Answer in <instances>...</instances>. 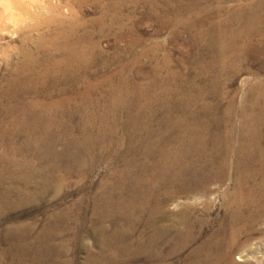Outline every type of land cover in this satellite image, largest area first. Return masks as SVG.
I'll use <instances>...</instances> for the list:
<instances>
[{
    "label": "bare ground",
    "instance_id": "obj_1",
    "mask_svg": "<svg viewBox=\"0 0 264 264\" xmlns=\"http://www.w3.org/2000/svg\"><path fill=\"white\" fill-rule=\"evenodd\" d=\"M1 1L0 40L4 38V32H10L16 38L6 42L4 47L0 44V150L4 151L0 158L6 164L31 169L24 177V185L6 187L1 193L7 195V192L21 190L22 195L30 198L39 188L50 189L53 172L66 159L68 164L93 162L95 157L90 149L106 140V131L97 136L87 133L75 137L70 129L74 115H59L64 107L75 103L77 93L80 92L81 100L87 101L101 84L99 79L92 80L89 75L94 65L102 63L104 67L110 60L109 55L104 57L100 51L99 38L113 33L119 18L118 9L132 0H28L38 7V15L25 11L18 0ZM209 1L213 6L205 0H176L175 3L164 0V8L167 15H174L171 16L172 25L179 22L195 35H207V48L212 53L208 65L214 73L209 88L214 92L223 74L238 72L235 68L237 60L251 57V60L258 61L260 70H264V0ZM86 2L99 7L101 13L83 19L75 7L82 8ZM225 2L234 3V6L228 11L223 7ZM177 8L183 10L182 16ZM154 12L161 24L170 22L165 14ZM28 14L35 19L34 22L25 19ZM125 37V34H119L117 39L123 41ZM140 43L139 38L129 41L124 52ZM100 57H104L102 62H97ZM138 74L144 75L142 71ZM173 77L170 75L168 81ZM104 80L111 84L112 108L122 106L129 112L130 99L134 95L138 98L141 88H128L123 72ZM65 83L74 87L82 83L83 88H74L72 94L63 90L59 96H53L50 85ZM166 89L170 94V89ZM248 91L257 92V95L250 112L243 108L242 117H232L231 108L225 117H197L196 114L193 117H166L159 128L145 125L147 131H153L152 134L139 130L141 133L131 137L138 141L146 157L157 145L162 158L168 161L161 170L159 166V191L153 184L138 188L136 185L141 182L139 171L127 166L119 178V187H113L110 193L116 191L119 198L108 196L111 203L105 202L109 207L114 203L117 212L135 215L134 219L140 222L145 264H176L178 252L196 241L198 246L192 248V253L183 254L180 264H240L238 261H247L242 252L250 239H243V235H251L254 226L264 222V146L261 142L264 137V80L258 78ZM211 108L208 103L204 105L205 110ZM128 118L124 127L132 121L138 123L141 117ZM171 129L174 131L170 132ZM188 132L196 143V153L200 152V159H204L200 164L181 162L179 155L184 146L181 141ZM203 133L206 134L204 138ZM169 140L181 144L166 148L171 146ZM59 143L65 145V151L58 149ZM230 155L236 157L235 163H228ZM254 159L257 163L253 162ZM127 162L141 163L133 156ZM39 170L43 172L39 182L35 183L33 178ZM227 178L234 179L233 187H212V183ZM59 181L63 182L62 177ZM127 193L129 202L123 198ZM180 193H186V198L178 196ZM218 199L224 213L213 214ZM117 204L126 206L120 208L116 207ZM135 225L128 224V229L135 228ZM165 243L170 244L168 249ZM155 246L157 250L153 253L151 248ZM256 252L248 256H252L256 264H264V250Z\"/></svg>",
    "mask_w": 264,
    "mask_h": 264
},
{
    "label": "rangeland",
    "instance_id": "obj_2",
    "mask_svg": "<svg viewBox=\"0 0 264 264\" xmlns=\"http://www.w3.org/2000/svg\"><path fill=\"white\" fill-rule=\"evenodd\" d=\"M18 1L19 6L24 7L25 11L39 14V10L36 9L38 7L31 5L28 0ZM175 2L176 0H173V3ZM205 2L211 4L209 0ZM164 4V0H132L118 9L119 18L114 24L113 33L99 38L100 51L104 57L109 55L107 57L110 60L104 67L102 63L94 65L93 71L89 74L92 80L99 79L101 84L87 101L81 100L80 92L77 93L73 101L75 103L64 107L59 115V117L74 115L73 126L70 129H73L75 137L87 133L97 136L106 131L104 135L106 140L96 144L93 150L90 149L95 157L93 162L89 161V164L85 165L83 163L78 165L77 162L68 164L65 158L66 162L53 172L54 178L50 189L44 191L39 188L38 192L28 198L22 195L21 190L10 193L6 191L7 195L1 193L6 187L24 185V177L31 169L6 164L0 158V264H145L140 222L134 219L135 215H128L119 210L117 212L114 203L113 207H109L105 206V202L111 201L109 197L119 198L116 191L114 194L110 193L113 187H119V178L127 166L139 171L141 182L136 185L138 188L153 184L159 191L157 185L160 181V170L168 161L162 158L157 145L146 157V152L138 141L131 137L141 133L139 130L148 135L152 134L153 131H147L145 125L159 128L166 117H193V114L197 117H225L229 108L233 111L232 117H242L243 108L251 111L250 107L257 92H249L248 89L258 78L264 80V70H260L258 61L251 60V57H246L242 61L237 60L235 68L238 72L230 71L223 74L216 91L210 92L209 86L212 83L210 79L214 77V73L208 65L212 53L207 48L209 43L207 35L202 34L201 37L195 35L179 22L176 26L172 25L171 16L174 15L166 14ZM233 6L234 3L231 2L223 3V7L228 11ZM75 9L83 19L101 13L100 8L90 2H86L82 8ZM177 10L179 16L184 14L181 8ZM154 11L165 14L170 22L161 24L155 18ZM25 19L35 21L29 14ZM119 34H125L126 40L119 41L117 39ZM3 35L4 38L0 40L3 47L6 46V42L16 38V35L10 32H4ZM135 38L141 39V43L124 52L126 44ZM14 43L18 44L19 41ZM104 57H100L97 62H102L101 58ZM125 65L127 69L123 70ZM138 71H142L144 75H139ZM121 72L127 77L128 88L133 90L141 88L138 98L135 95L131 97L132 106L129 112L122 106L112 108L111 84L104 80L107 76ZM170 75L174 77L168 81ZM79 87H82V83L77 87L70 83L50 85V91L57 97L63 90L72 94L73 89ZM166 88L170 89V94L166 93ZM207 103L212 107L210 110L204 109ZM128 117L141 118L138 123L132 121L124 127L123 124L129 120ZM202 136L204 138L206 134L203 133ZM234 137L237 142V133ZM169 142L171 146L166 147L169 149L177 146L175 144H181L176 140ZM181 142L185 146L182 145L179 155L181 162L200 164L203 158L200 159V152L196 153V143L191 140L190 132ZM261 142L264 146V137ZM57 147L65 151V145L59 143ZM3 152L0 150V155ZM21 156L31 158L29 155ZM132 156L141 163L129 164L127 161ZM235 162L236 157L230 155L228 163ZM253 162L257 163V160L254 159ZM36 163L40 165L39 160ZM42 172L39 170L36 173V178H33L35 183L39 182ZM113 174L116 175L114 178ZM59 177H62L63 182L59 181ZM219 185L233 187L234 179L227 178L212 183V187ZM31 186L35 188L34 183H31ZM186 195L180 193L178 196L186 198ZM123 198L127 202L130 201L128 193ZM220 203L221 200L218 199L212 210L213 214L224 213ZM124 206L126 205L117 204L116 207ZM130 223H136L135 228L128 229ZM254 228L255 231L251 235H243V239L250 240L242 252L247 261L237 260L240 264H256L255 259L248 255L255 253L256 250H264V222H258ZM165 244L168 249L170 244ZM196 246L198 241L190 243L183 251L179 248L181 251L178 249L180 252L175 258L178 260L176 264H180L183 254L192 253ZM151 249L152 252L157 250L156 246Z\"/></svg>",
    "mask_w": 264,
    "mask_h": 264
}]
</instances>
